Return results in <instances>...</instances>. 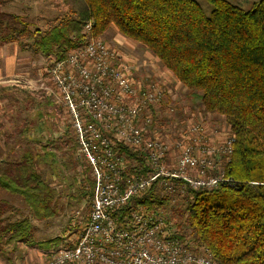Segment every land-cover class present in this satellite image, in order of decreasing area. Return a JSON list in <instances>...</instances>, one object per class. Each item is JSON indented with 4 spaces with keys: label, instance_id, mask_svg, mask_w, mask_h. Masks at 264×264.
Returning a JSON list of instances; mask_svg holds the SVG:
<instances>
[{
    "label": "trees",
    "instance_id": "16d2710c",
    "mask_svg": "<svg viewBox=\"0 0 264 264\" xmlns=\"http://www.w3.org/2000/svg\"><path fill=\"white\" fill-rule=\"evenodd\" d=\"M6 2L0 0V7ZM206 2L209 15L196 0H62L67 14L45 31L32 30L26 16L0 10V45L32 39L36 54L62 60L83 46L84 28L91 24L93 37L115 28L150 52L185 89L183 103L176 105L180 111L190 107L222 116L235 135L228 182L213 191L189 190L182 209L155 184L129 200L117 223L138 206L155 213L172 206L176 225L189 228L193 241L219 264H264V0L249 10L230 0ZM37 156L29 150L19 159H0V190L20 198L31 215L12 220L0 201V254L19 244L49 248L60 242L33 238L32 219L48 221L60 209L58 193L36 167ZM80 172L78 194L90 197V168L83 165Z\"/></svg>",
    "mask_w": 264,
    "mask_h": 264
},
{
    "label": "built area",
    "instance_id": "2783aa9c",
    "mask_svg": "<svg viewBox=\"0 0 264 264\" xmlns=\"http://www.w3.org/2000/svg\"><path fill=\"white\" fill-rule=\"evenodd\" d=\"M90 32L88 24L83 46L53 60L55 90L47 92L69 114L80 168H90V212L75 239L50 251L44 264H219L161 212L138 206L121 224L116 214L155 184L160 194L187 197L228 182L235 135L216 116L187 108L181 129L160 128L158 120L179 111L167 83L139 77L134 62Z\"/></svg>",
    "mask_w": 264,
    "mask_h": 264
},
{
    "label": "rangeland",
    "instance_id": "374dc122",
    "mask_svg": "<svg viewBox=\"0 0 264 264\" xmlns=\"http://www.w3.org/2000/svg\"><path fill=\"white\" fill-rule=\"evenodd\" d=\"M196 1L209 15L211 6L206 0ZM230 1L244 10H249L254 3L260 0ZM0 10L26 16L27 20L33 23L32 30L37 28L40 31L53 26L56 17L62 18L67 14L62 0H7ZM111 30L113 32L111 31L110 37L106 38L104 35L100 37L109 45H112V33L117 34L115 28ZM32 43V39H27L21 44L0 45V54L4 53L2 51L5 48L6 53L9 54L2 60L0 55V61L6 63L4 67L8 72L12 69V63L16 62V75L0 79V159H19L29 150L39 155L36 157V167L58 193L60 209L59 215L48 221L32 219L33 238L38 242L58 238L56 240L60 242H54L53 244L58 245L49 248L46 244L44 248L19 244L15 250L10 249L0 254V264H8V262L10 264H44L47 262V254L50 251H56L69 245L70 239L79 234L88 222L90 212L89 197L80 198L78 194V189L83 182L81 168L75 156L76 150L72 148L76 142L69 114L64 107L55 103L52 96L48 95L49 90H55L49 69L53 60L56 59L36 54L32 49ZM135 45L143 49L139 44ZM139 49L135 48L137 53ZM144 51L147 52V50ZM155 64L159 67L155 79L164 80L173 96L178 99L176 105L182 104L185 89L160 63L155 62ZM0 66L3 67L2 63ZM186 108L191 110L190 107H185L183 111L178 109L174 118L166 115L158 120L161 124L160 128L168 127V130L173 133L181 129L188 117V114L184 112ZM216 117L224 121L222 116L217 115ZM44 153H49L51 156L44 155ZM164 197L170 198L172 205L176 204L178 209L184 208L181 200L183 196L166 194ZM0 201L7 205L6 215L12 220L31 217L27 206L20 198L0 190ZM170 208L172 206L166 211L162 210L161 215L171 218L174 225L172 228L180 229L181 233L192 238L189 228L185 229L186 227L181 228L176 225L177 216Z\"/></svg>",
    "mask_w": 264,
    "mask_h": 264
},
{
    "label": "crops",
    "instance_id": "0c3cea01",
    "mask_svg": "<svg viewBox=\"0 0 264 264\" xmlns=\"http://www.w3.org/2000/svg\"><path fill=\"white\" fill-rule=\"evenodd\" d=\"M111 31H112L111 29L108 30L104 34V37H106V38L110 37ZM111 41H112V45H114L116 47V49H118L122 53V55L128 57L129 60H131L132 62L135 63L136 67L138 68V71L136 72V74L139 77H143L146 75H152V76L157 75V73L159 71V67L156 66L155 62H158V63H160V62L150 52H148V51L145 52L144 51V50H146L145 48L142 47L143 49H139L140 47H137V45H135L138 43L123 37L118 32L116 35L114 33H112ZM131 42H133L135 44L133 45ZM135 48L139 49L138 53L136 52ZM5 49L2 51L4 53L0 54L1 60L6 55L9 56V54L6 53ZM132 62H130V64H132ZM1 63L3 65V67L0 66V79L2 77H5L7 79L10 77H14L16 75V73H15V70H16V64L15 63L16 62L15 61L12 63V69L9 72L7 71V68L4 67L6 65V63L0 61V65H1ZM161 74L164 75L163 72H161ZM16 263H18V261ZM8 264H10V262H8Z\"/></svg>",
    "mask_w": 264,
    "mask_h": 264
}]
</instances>
